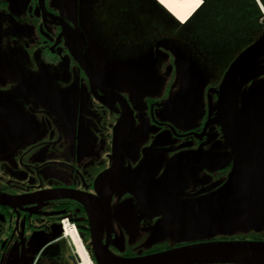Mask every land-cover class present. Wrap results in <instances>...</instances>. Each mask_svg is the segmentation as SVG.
<instances>
[{"label":"flooded vegetation","instance_id":"obj_1","mask_svg":"<svg viewBox=\"0 0 264 264\" xmlns=\"http://www.w3.org/2000/svg\"><path fill=\"white\" fill-rule=\"evenodd\" d=\"M95 2L0 0V264H85L64 225L75 230L88 264L214 241H264L193 235L207 218L180 211L220 192L234 162L218 120L223 78L192 101L196 112L183 126L180 107L162 112L168 92L141 85L150 70L155 83L175 80L173 87L188 73L181 66L196 75L194 36L184 45L175 35L148 36L140 59H111Z\"/></svg>","mask_w":264,"mask_h":264},{"label":"rangeland","instance_id":"obj_2","mask_svg":"<svg viewBox=\"0 0 264 264\" xmlns=\"http://www.w3.org/2000/svg\"><path fill=\"white\" fill-rule=\"evenodd\" d=\"M202 1L158 0L161 5L158 6L153 0H134L132 5L127 0H96L90 8L102 18L99 24L102 28L101 37L107 44L104 48L107 53L106 56L111 59H128L130 57L141 58L139 53H142L143 48L146 47L145 43L148 41V36H154L155 39H158L168 34L175 35L178 36L179 45H184L185 41H192L193 35L191 30L189 31L187 28H181V31L176 34L173 20L161 8L163 6L180 23L185 24L193 12L201 6ZM103 7H107L106 12L101 10ZM106 16H110V19H106ZM198 21L200 19H196L197 24ZM200 27H202L200 35H196V38L193 37L194 45L191 42V53L196 54L197 60L202 58L200 60L202 63H199L191 57L196 61V75L189 74L190 68L188 66H181V71H188V73L184 76L181 72L180 78L176 80V86L173 87L172 84L175 80H172L170 84L167 81H164L163 85L161 81L155 83L153 80L155 72L150 70L151 75H148V81L141 83L143 90L148 89V86L154 87V90L158 91V96L168 92L167 95H164L165 102L161 106L162 112L172 114L179 110L176 108L180 107L179 122L181 126L190 122V118L196 112L192 101L195 99L201 101V94H204L206 85H213L223 78L227 67L243 46L237 42V39L223 44L212 40L209 41V45L206 44L204 47L201 43L203 44L205 38L211 39V37L207 31L209 27L205 28L203 22ZM137 30H143L144 33ZM186 46L189 47L188 44ZM181 51L183 57H189V54L183 52V49ZM97 60L99 62L100 58ZM186 61H189V58ZM233 202L235 205L230 206L232 208L223 209L221 214H218L219 217L215 220L214 225L207 224L205 227H197L193 235L229 236L246 234L264 236V180L259 186L243 187L241 192L234 196ZM220 263L242 264V262L233 260H221Z\"/></svg>","mask_w":264,"mask_h":264},{"label":"water","instance_id":"obj_3","mask_svg":"<svg viewBox=\"0 0 264 264\" xmlns=\"http://www.w3.org/2000/svg\"><path fill=\"white\" fill-rule=\"evenodd\" d=\"M256 1L264 12L260 2ZM262 57L264 32L234 58L220 83L218 120L223 126L234 162L229 179L220 192L181 205V213L189 216L203 214L201 216L207 218L206 222L196 225L195 230L207 224L214 225L223 209H230V206L235 205L234 196L243 187L259 186L264 180V79L255 80L264 74V69L258 67ZM249 82H252L250 87L243 89ZM241 94L243 97L246 95V99L240 107L238 101ZM196 259L264 263V241L200 243L110 264H172Z\"/></svg>","mask_w":264,"mask_h":264},{"label":"trees","instance_id":"obj_4","mask_svg":"<svg viewBox=\"0 0 264 264\" xmlns=\"http://www.w3.org/2000/svg\"><path fill=\"white\" fill-rule=\"evenodd\" d=\"M259 2L264 8V0ZM196 19H200L198 24ZM202 22L205 28L209 27L207 31L211 37L205 38L203 44L200 42L204 47L212 40L223 44L237 39V42L246 46L264 32V12L256 0H203L200 8L187 23L178 24L191 30V34L196 38V35H200Z\"/></svg>","mask_w":264,"mask_h":264},{"label":"bare ground","instance_id":"obj_5","mask_svg":"<svg viewBox=\"0 0 264 264\" xmlns=\"http://www.w3.org/2000/svg\"><path fill=\"white\" fill-rule=\"evenodd\" d=\"M157 2H158V0H157ZM158 4L160 5V3L158 2ZM201 5H202V3H201ZM161 6V5H160ZM163 7V6H162ZM200 8V7H199ZM198 8V9H199ZM163 9H165L164 7H163ZM197 9V10H198ZM197 10H195L194 12H193V14H192V16L194 15V13L197 11ZM165 11L167 12V13H169L166 9H165ZM170 14V13H169ZM171 15V14H170ZM172 16V15H171ZM191 16V17H192ZM173 17V16H172ZM190 17V18H191ZM174 18V17H173ZM176 21H178L176 18H174ZM190 20V19H189ZM188 20V21H189ZM187 21V22H188ZM179 22V21H178ZM186 22V23H187ZM180 23V22H179ZM180 24H183V23H180ZM74 242H75V244H76V246H77V250H78V253H79V256H80V258H81V260L85 263V264H88V257H87V254H86V252H85V250L80 246V243L78 242V239L77 238H75L74 239Z\"/></svg>","mask_w":264,"mask_h":264},{"label":"built area","instance_id":"obj_6","mask_svg":"<svg viewBox=\"0 0 264 264\" xmlns=\"http://www.w3.org/2000/svg\"><path fill=\"white\" fill-rule=\"evenodd\" d=\"M67 228H66V226L64 225V230H65V232L70 236V238L74 241V239L75 238H77V235H76V232H75V230L74 229H72V230H66Z\"/></svg>","mask_w":264,"mask_h":264}]
</instances>
